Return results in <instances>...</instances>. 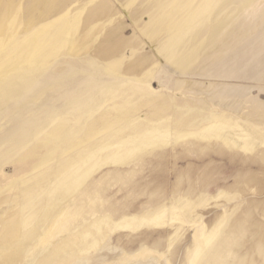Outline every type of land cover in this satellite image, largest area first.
Masks as SVG:
<instances>
[{
    "label": "rangeland",
    "instance_id": "374dc122",
    "mask_svg": "<svg viewBox=\"0 0 264 264\" xmlns=\"http://www.w3.org/2000/svg\"><path fill=\"white\" fill-rule=\"evenodd\" d=\"M0 264H264V0H0Z\"/></svg>",
    "mask_w": 264,
    "mask_h": 264
},
{
    "label": "bare ground",
    "instance_id": "6f19581e",
    "mask_svg": "<svg viewBox=\"0 0 264 264\" xmlns=\"http://www.w3.org/2000/svg\"><path fill=\"white\" fill-rule=\"evenodd\" d=\"M35 26H36V25H35ZM85 257H86V256H84L83 258L85 259ZM87 257H90V256H87ZM87 257H86V259H88ZM83 258H82V259H83ZM100 258H101V257H100ZM108 258H109V257H108ZM89 259H90V258H89ZM111 260H112V259H111ZM94 263H95V262H94ZM96 263H97V262H96ZM107 263H108V262H107Z\"/></svg>",
    "mask_w": 264,
    "mask_h": 264
}]
</instances>
